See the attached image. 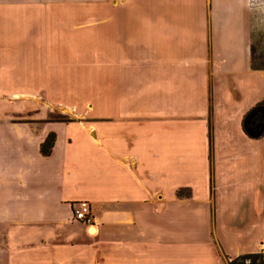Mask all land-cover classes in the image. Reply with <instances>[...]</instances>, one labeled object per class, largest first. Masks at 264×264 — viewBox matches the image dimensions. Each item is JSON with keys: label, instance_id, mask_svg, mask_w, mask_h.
<instances>
[{"label": "crops", "instance_id": "0c3cea01", "mask_svg": "<svg viewBox=\"0 0 264 264\" xmlns=\"http://www.w3.org/2000/svg\"><path fill=\"white\" fill-rule=\"evenodd\" d=\"M215 1L0 0V264H46L50 252L83 247L104 250L106 264L169 262L173 242L155 235L142 246L144 232L131 228L150 221L157 231L170 206L195 201L201 164L209 171L192 140L185 154L172 150L179 127L209 131L191 83L200 55L202 79L211 73ZM253 1L223 0L230 16L256 23ZM254 47L242 57L250 69ZM31 93L73 105L80 119L42 122ZM78 202L90 205L94 235L74 221Z\"/></svg>", "mask_w": 264, "mask_h": 264}, {"label": "rangeland", "instance_id": "374dc122", "mask_svg": "<svg viewBox=\"0 0 264 264\" xmlns=\"http://www.w3.org/2000/svg\"><path fill=\"white\" fill-rule=\"evenodd\" d=\"M228 6L223 0L212 5L208 32L211 73L202 79L200 55L196 65L201 71L199 81L191 83L193 91L205 96L206 113L200 118L205 123L210 120L209 131L207 124L205 131L179 127L177 146L172 150L185 154L187 143L182 141L192 140L187 149L205 162L208 157L209 171L204 172L202 166L206 164H201L195 201L170 206L168 221H160L157 231L151 232L150 221L131 228L144 232L142 246L155 235L160 241L173 242L175 247L167 254L169 262L165 264H227V258L264 253V125L258 129L250 126L255 119L261 123L264 118V0L253 1L258 13L256 23L245 14L230 16ZM255 25L251 36L250 27ZM251 42L258 54L252 69L242 62ZM43 96L28 94L43 110L42 122L69 124L80 119L73 105L54 103ZM186 99L195 101L188 94ZM82 118L87 119L85 113ZM200 138L202 145H197ZM99 251L83 247L79 251L50 252L46 264H106L104 250ZM154 261L147 257L145 264Z\"/></svg>", "mask_w": 264, "mask_h": 264}, {"label": "trees", "instance_id": "16d2710c", "mask_svg": "<svg viewBox=\"0 0 264 264\" xmlns=\"http://www.w3.org/2000/svg\"><path fill=\"white\" fill-rule=\"evenodd\" d=\"M50 139V138H49ZM51 146L49 140L45 141V143L41 147V152L43 154H48V147ZM184 192V193H183ZM186 194V195H184ZM177 198H189L190 191L189 189L186 190H179L176 194ZM227 264H264V253L260 254H248L236 258H227Z\"/></svg>", "mask_w": 264, "mask_h": 264}, {"label": "built area", "instance_id": "2783aa9c", "mask_svg": "<svg viewBox=\"0 0 264 264\" xmlns=\"http://www.w3.org/2000/svg\"><path fill=\"white\" fill-rule=\"evenodd\" d=\"M74 221L85 225L87 228L93 226L95 219L91 214L90 205L87 202H78L73 205Z\"/></svg>", "mask_w": 264, "mask_h": 264}, {"label": "bare ground", "instance_id": "6f19581e", "mask_svg": "<svg viewBox=\"0 0 264 264\" xmlns=\"http://www.w3.org/2000/svg\"><path fill=\"white\" fill-rule=\"evenodd\" d=\"M87 230H88L89 235H94L96 233L94 227L93 228H88Z\"/></svg>", "mask_w": 264, "mask_h": 264}]
</instances>
